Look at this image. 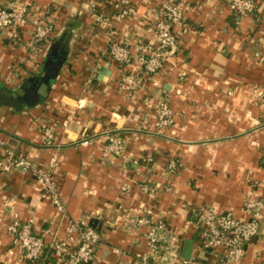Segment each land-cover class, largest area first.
<instances>
[{
  "label": "crops",
  "instance_id": "crops-1",
  "mask_svg": "<svg viewBox=\"0 0 264 264\" xmlns=\"http://www.w3.org/2000/svg\"><path fill=\"white\" fill-rule=\"evenodd\" d=\"M159 1L135 0L138 18L117 23L119 39L130 40L134 52L140 38L150 37L147 28ZM178 1L189 26L185 32L176 30L180 51L162 74L151 76L128 96L119 90L120 67L105 54V32L87 0H0L8 8L32 2L53 5L59 30L52 42L71 36L66 61L47 98L20 109L0 104V138L9 139L17 158L46 169L52 151L40 145L37 123L40 117L62 121L73 112L68 128L59 129L61 148L53 174L66 216L86 222L100 234L96 260L89 264H141L138 256L147 251L144 229L136 234L127 230L123 202L149 203L139 188L141 182L160 188L152 202L153 218L170 222L180 240L181 256L193 264L219 261L200 248L201 228L195 223L200 207L234 208L236 216L244 218L245 196L264 199V100L254 95L255 88L264 84V68L252 57L253 52L264 51V0H256L254 14L240 22L227 0ZM99 5L106 14L115 12L107 1ZM29 30H19L18 45L0 32V81L6 85L13 64L21 60L30 64L23 48ZM103 67L110 69V75L98 80ZM25 70L21 79L32 72ZM160 98H167L179 112L168 136L154 132V106ZM109 132L125 138L123 156L103 157ZM87 138V145L79 144ZM174 158L177 169L169 172L167 164ZM126 182L132 185L128 199L120 191ZM166 184L170 191L161 189ZM14 211L22 221L33 218L37 233L50 224L65 233L60 213L42 197L33 174L13 167L0 176V264H28L17 237L6 230ZM245 250L239 261L230 264H264V218ZM43 264L63 262L47 248Z\"/></svg>",
  "mask_w": 264,
  "mask_h": 264
},
{
  "label": "built area",
  "instance_id": "built-area-1",
  "mask_svg": "<svg viewBox=\"0 0 264 264\" xmlns=\"http://www.w3.org/2000/svg\"><path fill=\"white\" fill-rule=\"evenodd\" d=\"M99 1L110 3L115 12L104 13ZM87 4L95 21L104 29L107 39L105 54L120 67L121 73L117 79L119 90L128 96L135 95L151 76L162 74L166 63L173 60L180 51L177 28L184 32L189 28L178 0H160L147 28V35L150 37L140 38L137 42L138 49L134 52L130 40L119 39L117 23L123 20L133 22L138 18L135 0H87ZM227 5L240 22L242 18L254 14L257 1L227 0ZM25 27L30 28L27 34L29 37L23 43L30 64L23 60L13 64L7 77L9 84L24 77L27 74L25 69L38 70L42 56L47 53L59 30V15L51 4L32 2L13 8L0 5V32L7 33V38L15 45L21 41L19 30ZM252 57L264 68V51L253 52ZM254 95L264 100V84L255 88ZM154 112L155 134L168 136L169 130L176 125L179 112L171 107L167 98L158 100ZM71 115L72 111L62 121L40 117L37 123L42 133L40 145L52 151L46 169L38 167L26 158H17L9 139L0 138V176H4L16 166H22L25 171H30L36 179L37 189L42 197L56 207L64 222V234H61L59 229L53 230L51 224L37 233L33 230V218L22 221L19 214L13 212L6 230L17 237L22 257L28 264H43L47 248L51 249L52 255L63 264H89L96 260V250L101 242L100 234L86 222L75 221L66 216V204L60 185L53 174L61 148L57 142L59 129L68 128ZM106 139L107 142L102 147L103 157H120L125 154L127 147L125 138L109 132ZM89 141L88 138L82 139L79 144L87 145ZM177 166V159L174 158L167 164V170L174 172ZM160 187L162 190L170 191L167 184ZM139 188L148 195L149 203H140L136 206L130 204V201L123 202L129 219L126 224L127 230L136 234L144 229L142 235L146 240L147 251L138 256L140 263L193 264L191 259L181 256L180 240L170 222L161 216L153 218L152 202L158 196L160 188L149 182L139 183ZM131 189L132 185L128 182L121 185L120 191L125 199H128ZM197 211L195 223L201 228L200 248L217 255L219 260L217 264H230L239 261L245 255V246L258 234L264 218V199L252 195L245 196L241 207L244 218H238L234 208L217 211L207 205Z\"/></svg>",
  "mask_w": 264,
  "mask_h": 264
},
{
  "label": "water",
  "instance_id": "water-1",
  "mask_svg": "<svg viewBox=\"0 0 264 264\" xmlns=\"http://www.w3.org/2000/svg\"><path fill=\"white\" fill-rule=\"evenodd\" d=\"M65 34L66 33H64L62 37H64ZM70 37L69 35L66 40L58 39L52 43L51 50L43 61L42 79H37L38 84L28 87L24 85L16 89H10L0 82V104L14 109H20L26 106L38 105L42 99L47 98L50 94V83L58 77L66 61ZM109 75L110 69L103 67L101 69V74L98 76V80H102L105 76L108 77ZM28 82H26V84H28ZM189 251L190 249H188V253Z\"/></svg>",
  "mask_w": 264,
  "mask_h": 264
},
{
  "label": "trees",
  "instance_id": "trees-1",
  "mask_svg": "<svg viewBox=\"0 0 264 264\" xmlns=\"http://www.w3.org/2000/svg\"><path fill=\"white\" fill-rule=\"evenodd\" d=\"M55 41V40H54ZM53 41V42H54ZM52 42V43H53ZM52 43H51V45L49 46V48H48V50H47V53H46V56L49 54V52H50V50H51V47H52ZM46 58V57H45ZM44 62H42V66L40 67V69H38V70H36V71H32V72H30V74L26 77V78H23V79H21V82H20V86H26V87H28V86H33V85H36V84H38V81H37V79H39V80H41L42 79V72H43V66H44V64H43ZM60 72H61V70H60ZM60 72H59V74H60ZM30 79H32V80H30ZM57 79V78H56ZM55 79V80H56ZM54 80V81H55ZM29 81V82H28ZM54 81H52L51 83H50V87L54 84ZM4 86H6V84H4L2 81H0ZM26 82H28V84H26ZM7 87V86H6ZM9 88V87H8ZM200 245V244H199Z\"/></svg>",
  "mask_w": 264,
  "mask_h": 264
},
{
  "label": "rangeland",
  "instance_id": "rangeland-1",
  "mask_svg": "<svg viewBox=\"0 0 264 264\" xmlns=\"http://www.w3.org/2000/svg\"><path fill=\"white\" fill-rule=\"evenodd\" d=\"M19 81L21 82V80H19ZM20 82L18 83V85L12 83V84H8L6 86L9 87L10 89H16V88H18L20 86Z\"/></svg>",
  "mask_w": 264,
  "mask_h": 264
}]
</instances>
